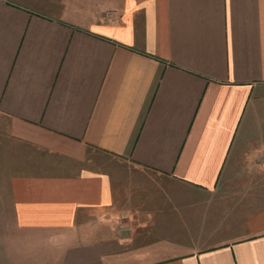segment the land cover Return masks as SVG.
<instances>
[{
	"label": "crops",
	"instance_id": "1",
	"mask_svg": "<svg viewBox=\"0 0 264 264\" xmlns=\"http://www.w3.org/2000/svg\"><path fill=\"white\" fill-rule=\"evenodd\" d=\"M0 118L47 264H264V0H0Z\"/></svg>",
	"mask_w": 264,
	"mask_h": 264
},
{
	"label": "rangeland",
	"instance_id": "2",
	"mask_svg": "<svg viewBox=\"0 0 264 264\" xmlns=\"http://www.w3.org/2000/svg\"><path fill=\"white\" fill-rule=\"evenodd\" d=\"M7 126L0 118V264H47L51 255L49 243L37 242L27 244L23 235L11 223L13 206L10 198V178L12 176L13 156L7 138ZM54 243V242H51ZM56 244V243H55ZM45 256V258L43 257Z\"/></svg>",
	"mask_w": 264,
	"mask_h": 264
}]
</instances>
